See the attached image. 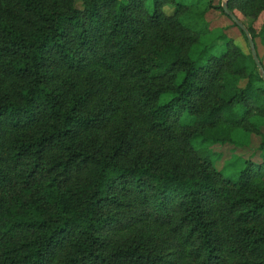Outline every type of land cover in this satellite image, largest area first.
<instances>
[{"label": "trees", "instance_id": "1", "mask_svg": "<svg viewBox=\"0 0 264 264\" xmlns=\"http://www.w3.org/2000/svg\"><path fill=\"white\" fill-rule=\"evenodd\" d=\"M146 2L0 0V264H264V80L245 34L211 0ZM227 8L257 19L264 0ZM248 32L264 69V22ZM238 131L260 158L232 180L210 147Z\"/></svg>", "mask_w": 264, "mask_h": 264}, {"label": "rangeland", "instance_id": "2", "mask_svg": "<svg viewBox=\"0 0 264 264\" xmlns=\"http://www.w3.org/2000/svg\"><path fill=\"white\" fill-rule=\"evenodd\" d=\"M211 2L213 6L222 7V5L227 2V0H211ZM146 4L150 6V0H147ZM164 11L166 14L172 13V10L168 7L164 8ZM232 14L236 16L241 24L245 26L247 31L249 29L250 32L254 34L260 29V26L264 22V12H262L257 19L244 16L237 10H234ZM206 19L209 22L211 28L225 29L226 34L232 38L236 45L240 46L244 52L248 51L245 39L241 35L239 30L236 27H233L231 25V22L226 17H224L217 9H210L207 13ZM202 43L208 48V52L212 54H218L222 48L221 39H219L217 35H213L210 37L206 36L203 39ZM255 43L259 57L264 65V46L260 44L258 39L255 40ZM262 132L264 135V128L262 129ZM239 134V143L224 146L215 145L210 147L211 153L214 154L212 155L214 167L218 171H221L225 178H229L232 180H234L235 174L241 169V161L243 159H250L254 162H257L260 158L258 147L261 143V138L255 133L246 131L239 132Z\"/></svg>", "mask_w": 264, "mask_h": 264}, {"label": "water", "instance_id": "3", "mask_svg": "<svg viewBox=\"0 0 264 264\" xmlns=\"http://www.w3.org/2000/svg\"><path fill=\"white\" fill-rule=\"evenodd\" d=\"M222 9H223L224 13H226L230 17V19L237 25V27L245 34V36L247 38L248 45H249L250 53L253 57V61L256 65L257 69L261 73V78L264 80V69H263V67L259 61V58H258L256 50H255L254 42H253L251 36L249 35L247 29L245 28V26L243 24H241V22L236 18V16H234L233 14H231L228 11L227 2L222 5Z\"/></svg>", "mask_w": 264, "mask_h": 264}]
</instances>
